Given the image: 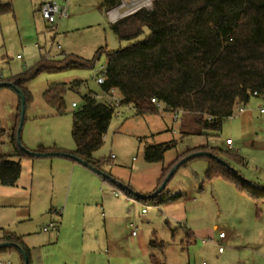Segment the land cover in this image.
<instances>
[{"label": "rangeland", "instance_id": "obj_1", "mask_svg": "<svg viewBox=\"0 0 264 264\" xmlns=\"http://www.w3.org/2000/svg\"><path fill=\"white\" fill-rule=\"evenodd\" d=\"M154 1L121 0L115 8V21L138 10L152 11ZM43 2L61 5L63 0H0V6L9 5L11 9V12L0 14V81L24 73L41 57L57 60L72 55L89 60L100 48L112 52L128 45L118 41L106 18L97 12L95 4L98 0H69L67 17L56 21L54 25H48L38 12ZM105 63V55L101 53L95 71L86 68L42 72L23 86L29 97L20 132V142L25 149L29 150L25 145L32 141L31 138H41L45 143L53 140L63 151L74 148L70 135L71 113L82 107L86 95L102 94L100 85L95 81L98 73L94 72L105 66ZM74 81L81 84L75 91H66L65 114L55 115L44 99L45 91L55 85L70 88ZM115 96L117 100L120 98L117 93ZM17 101L18 95L13 89L0 87V131L10 132ZM250 101L255 102L256 99ZM73 102L77 105L74 109L71 107ZM258 106L263 107L264 102L260 100ZM234 119L224 121L221 130L212 134L200 130L189 116L173 122L170 113L139 116L132 108L121 105L115 110L103 144L93 153V158L101 160L104 171L123 186L129 187L134 194L149 196L158 188L156 184L162 167L199 146L223 148L224 140L229 136L233 141L232 152H236L245 162L244 165L230 162L231 167L249 184L251 182L248 179L255 181L259 176H264V116L258 110L255 111L253 126L257 138L251 135L249 139L240 138ZM17 122L15 119V126ZM3 135L0 142L4 139L6 141ZM170 142L174 144L164 153L162 163H148L144 160L143 151L146 146ZM52 148L59 149L56 145ZM4 150L10 151L11 148L6 146ZM29 167L23 163L22 179L18 180L16 189L10 190L18 193V200L14 196V203L21 200V187L25 186L26 177H30ZM206 168L205 157H194L181 165L166 184L165 192L178 194L175 201L184 206L185 215L180 213L179 218H167L161 204L151 205L147 201V213L141 216L139 213L144 203H128L130 212L132 209V213L134 210L136 214L132 231L135 234L140 231L148 246L149 241H157V245L149 246L148 249L149 255L154 256L160 264H264V202L255 206L250 199L238 195L230 183L221 179H206ZM51 175L46 172L43 178L34 179L33 187L38 184L35 192H38L40 186L44 190L43 181H50ZM113 188L120 192L119 200H127L120 190ZM3 190L0 187L1 228L12 216V211L5 206L12 197L2 193ZM237 200L242 204L237 205ZM256 207L260 210L259 217L255 216ZM184 227L200 231L199 239L189 243ZM209 231L215 234V245L208 242ZM220 232L225 237L219 240ZM202 241L209 243L205 250L200 249ZM219 247L222 254H218ZM141 261L150 264L148 255Z\"/></svg>", "mask_w": 264, "mask_h": 264}, {"label": "trees", "instance_id": "obj_2", "mask_svg": "<svg viewBox=\"0 0 264 264\" xmlns=\"http://www.w3.org/2000/svg\"><path fill=\"white\" fill-rule=\"evenodd\" d=\"M120 1L103 0L99 10L107 13L115 9ZM5 12H11L9 5L0 6V14ZM111 27L118 41L128 44L126 47L112 52L100 48L89 60L72 55L57 60L41 57L24 73L0 83H11L18 89L26 106L29 97L23 86L39 73L94 70L100 54L104 53L105 74L100 89L104 93L115 91L120 97L119 106L130 107L139 116L155 115L158 112L150 102L155 99L167 106L168 112L181 111V118L191 117V122L200 130L212 134L218 133L223 122L245 107L252 98L264 96V0H155L152 11L138 10L115 21ZM141 36H144L143 39H139ZM80 84L74 81L70 88L55 85L45 91L44 99L55 115L65 114L64 95L68 89L77 90ZM118 107L86 95L82 107L71 113L70 135L74 149L63 151L38 147L32 152L64 153L79 158L88 167L108 175L109 178L102 177L103 180L120 190L125 197L144 204L146 201L151 205L175 201L178 194L171 195L165 192V188L152 198H138L129 187L104 171L101 160L93 158V153L103 144ZM16 112L17 125L6 137L0 131V137L3 135L6 138V141L0 142V149L3 143L11 148V153L7 154L0 150V185L9 187L14 186L19 178L20 159L36 158L26 155L20 149L23 146L20 140L19 143L17 141L19 99ZM173 144L146 146L144 160L162 163L164 153ZM195 152L211 153L225 163L205 157L206 179L215 178L230 183L255 206L264 202V188L247 184L243 176L231 167L230 162L244 165V159L236 152L208 146L187 151L162 167L157 187L177 162ZM259 211L256 207L255 215ZM0 243H10L14 246L9 247L14 248L17 246L25 257L27 255L21 242L13 236L4 237ZM151 245H154L153 242ZM152 262H155L154 259Z\"/></svg>", "mask_w": 264, "mask_h": 264}, {"label": "crops", "instance_id": "obj_3", "mask_svg": "<svg viewBox=\"0 0 264 264\" xmlns=\"http://www.w3.org/2000/svg\"><path fill=\"white\" fill-rule=\"evenodd\" d=\"M102 1L98 0L95 8L111 25L114 22L110 20L107 13L103 14L99 10ZM115 94V91L112 93L102 92L101 95L94 94L92 97L112 102L113 99H117ZM254 99H256L255 102L249 101L245 107L240 109L241 111L239 110L234 116L227 119L230 121L235 118L234 122L241 139H249L251 135L256 136V128L253 126L255 111L258 110V113L263 115L260 112L262 107L258 106L261 99ZM76 107L75 104V107L72 108ZM16 114L15 108L13 126ZM6 134L8 133L4 132L5 137ZM229 138V136L225 138L223 148H214L234 151L231 139V147L225 144ZM31 140L25 145L31 151H35L38 147L52 148L55 145L62 150V147L53 140L50 143L43 142L44 140L41 138H31ZM5 147L6 143H3L0 150L6 154L11 153V150H4ZM208 147L212 146L208 145ZM23 163L27 167L30 166V171H28L30 177H26V184L21 187L23 193L18 203L13 202L14 196L17 199L18 193L10 190L18 187V180L22 179L23 175L22 169L14 186L0 185L5 189L2 193L12 197L5 205L7 210L12 211V216L9 221L3 223L2 228L0 227V242L6 236L17 238L26 250V264H144L141 260L146 255L149 257L150 264H160L154 256L149 255L148 249L149 246L153 247L151 242L157 245V241H149L148 246L140 231L139 234L132 235L136 214L134 210L132 213V209L130 212L128 203H135L136 200L127 197H124L127 200H119L121 194L115 196L114 193L120 192H116L117 190L115 191L112 185L89 168L68 158H22L20 159L21 167ZM46 172L52 174L50 181H43L44 190L40 186L38 192H35L38 184L33 187L34 179L43 178ZM248 180L257 187L264 188V176H259L255 181ZM234 190L238 195L246 197L235 188ZM12 193L14 194L11 196ZM240 204L242 202L237 200V205ZM161 206L167 218H179L181 214L185 215L184 206H180L179 202H165ZM143 209L146 210L144 214H142ZM146 213L147 206L143 204L139 214L144 216ZM255 216L259 217V215ZM50 222L57 225V231L55 233L43 232L42 228ZM183 229L188 231L187 234L185 230V234L189 243L199 239V230L196 232L185 227ZM214 231H216V227H214ZM207 235L210 240L208 242L215 245V234L209 231ZM208 242L202 241L200 249L205 250ZM152 259L155 262H152ZM0 264H24L23 255L17 248L4 247L0 250Z\"/></svg>", "mask_w": 264, "mask_h": 264}, {"label": "built area", "instance_id": "obj_4", "mask_svg": "<svg viewBox=\"0 0 264 264\" xmlns=\"http://www.w3.org/2000/svg\"><path fill=\"white\" fill-rule=\"evenodd\" d=\"M68 1L69 0H63V3L61 5H58L55 2H43L39 8V13H40L42 19L48 25H54L56 23V21L66 18L67 17L66 7H67ZM107 16L110 18V20L115 22V19L117 17L116 9L107 12ZM38 49H39V51H41L40 48H38ZM94 73L95 74L98 73V75H95L96 83L99 85L102 84L104 82L105 66L99 67L97 69V71ZM112 92H113V90L110 91V93H112ZM260 99L264 102V96H261ZM150 102L154 106V108L157 110L158 113H170L172 115V119H173L172 121L173 122L180 120V117L182 116L181 111L168 112L169 110H168L167 106H165L163 103H161L155 99H151ZM106 103L114 104L115 107H118L120 100H117V99L114 100L113 99L112 102H106ZM72 107H75V104H72ZM260 112L264 115V106L260 109ZM225 144L227 146L231 147L232 141L230 139H227L225 141ZM111 158H113V156H111ZM114 195L118 196V195H120V193H114ZM145 212H146V210L143 209L142 214H144ZM42 231L55 233L57 231V225L54 222H50L47 226L42 228ZM132 235L134 236L135 232H132ZM224 237H225V235L222 232H220L218 234L219 240L223 239ZM203 242H205V241H203ZM221 251H222V249L219 247L218 252H221Z\"/></svg>", "mask_w": 264, "mask_h": 264}, {"label": "water", "instance_id": "obj_5", "mask_svg": "<svg viewBox=\"0 0 264 264\" xmlns=\"http://www.w3.org/2000/svg\"><path fill=\"white\" fill-rule=\"evenodd\" d=\"M9 87L11 89H13L17 95H18V99H19V102H20V114H19V125H18V129H17V134H18V137H17V141L19 143V140H20V132H21V127H22V124H23V121H24V111H25V101H24V96L23 94L18 90L16 89L11 83H0V87ZM20 149L28 156H31V157H36V158H47V157H62V158H69L71 160H73L74 162H77L79 164H81L82 166H85V167H88L87 163L79 158H76L74 156H71V155H68V154H64V153H47V154H40V153H35V152H32V151H29L27 149H25L23 146H20ZM208 157V158H212L214 160H216L217 162L219 163H222V164H225L221 159L217 158L216 156L212 155L211 153H207V152H195V153H191L189 154L188 156H186L185 158L181 159L179 162H177L171 169L170 171L168 172L167 176L165 177V179L163 180V182L161 183V185L156 189V191L149 195V196H141V195H136L138 198L140 199H144V198H152L154 196H156L157 194H159L166 186V184L168 183V181L171 179V177L173 176V174L176 172V170L183 164L185 163L186 161H188L189 159H192L194 157ZM90 170H92L93 172H95L96 174H98L99 176L101 177H104L106 179L109 178L108 175H106L105 173L99 171V170H96L94 168H90L88 167ZM112 181H114L112 179ZM9 246H14L10 243H1L0 244V248L2 247H9ZM15 248H17L19 250V248L17 246H15ZM20 251V250H19ZM21 252V251H20ZM21 254L23 255V260H24V264H26V257L25 255L23 254V252H21Z\"/></svg>", "mask_w": 264, "mask_h": 264}]
</instances>
